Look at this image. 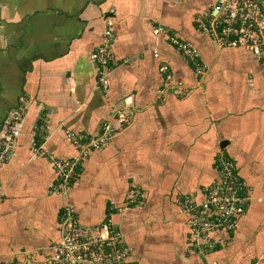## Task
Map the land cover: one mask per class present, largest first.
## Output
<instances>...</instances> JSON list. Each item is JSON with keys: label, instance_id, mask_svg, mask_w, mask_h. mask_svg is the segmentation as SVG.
<instances>
[{"label": "crops", "instance_id": "obj_1", "mask_svg": "<svg viewBox=\"0 0 264 264\" xmlns=\"http://www.w3.org/2000/svg\"><path fill=\"white\" fill-rule=\"evenodd\" d=\"M214 2L0 0V136L20 101L25 106L13 153L0 164V264L50 256L67 204L94 234L105 235L110 219L136 264H264V67L197 29L195 18ZM107 23L115 43L105 92L90 54ZM171 37L193 45L202 76ZM40 118L46 155L34 158ZM104 122L114 127L109 142L85 154L66 196L54 193L50 156L80 154L64 132L95 137ZM220 153L234 160L250 201L236 229L212 233L214 249L199 256L183 202L201 201Z\"/></svg>", "mask_w": 264, "mask_h": 264}, {"label": "built area", "instance_id": "obj_2", "mask_svg": "<svg viewBox=\"0 0 264 264\" xmlns=\"http://www.w3.org/2000/svg\"><path fill=\"white\" fill-rule=\"evenodd\" d=\"M195 22L197 29L218 46L241 50L264 67V0H215L209 13L197 16ZM158 31L164 32L162 28ZM170 42L188 60L194 74L202 76L204 68L193 45L177 37H171ZM114 43L112 25L107 23L100 43L90 54V60L97 70V82L105 92L108 91V77L112 71ZM154 55L157 56V53L154 52ZM159 72L167 82L172 81L167 65H161ZM24 113L25 106L20 101L5 121L4 132L0 136V164L8 161L13 153L14 144L21 134ZM117 120L126 122L127 117L120 113ZM46 132V121L38 119L33 128L34 158L46 155ZM113 134L114 127L109 122L102 123L95 137L66 130L65 139L80 149V154L70 158L50 156L56 175L53 192L66 196L85 154L101 149ZM215 167L217 178L202 188L201 201L196 203L185 199L183 202L182 210L189 217L190 248L199 256H205L214 249L212 233L230 234L236 229L238 219L246 212L250 201L232 158L220 153L216 157ZM2 195L0 187V200ZM60 225L61 239L53 246L52 254L42 260L27 261L26 264H136L130 259L132 250L124 235L110 219L102 228L105 235L94 234L80 225L74 207L67 204L63 208Z\"/></svg>", "mask_w": 264, "mask_h": 264}, {"label": "trees", "instance_id": "obj_3", "mask_svg": "<svg viewBox=\"0 0 264 264\" xmlns=\"http://www.w3.org/2000/svg\"><path fill=\"white\" fill-rule=\"evenodd\" d=\"M92 151H96V150H92ZM81 164H82V162H81ZM81 164H80V166H79V169H78L76 175H75L74 178L72 179L71 186L74 184L75 180H76V179L78 178V176H79ZM237 172H238V171H237ZM240 177H241V176H240ZM71 186H70V188H71ZM240 218H241V217H240ZM240 218H239V219H240ZM239 219H238V220H239ZM106 221H107V219H106ZM237 223H238V222H237ZM113 225H114V224H113Z\"/></svg>", "mask_w": 264, "mask_h": 264}, {"label": "water", "instance_id": "obj_4", "mask_svg": "<svg viewBox=\"0 0 264 264\" xmlns=\"http://www.w3.org/2000/svg\"><path fill=\"white\" fill-rule=\"evenodd\" d=\"M226 143L227 142L222 141L221 144H220V147L223 148Z\"/></svg>", "mask_w": 264, "mask_h": 264}]
</instances>
